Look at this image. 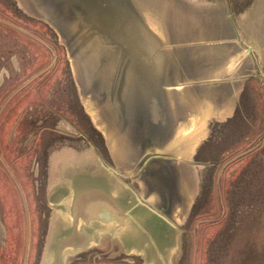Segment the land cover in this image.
I'll return each instance as SVG.
<instances>
[{"label":"rangeland","instance_id":"rangeland-1","mask_svg":"<svg viewBox=\"0 0 264 264\" xmlns=\"http://www.w3.org/2000/svg\"><path fill=\"white\" fill-rule=\"evenodd\" d=\"M147 1H136L137 14L152 25L163 5L180 2L212 17L223 9L220 0ZM228 1L234 15L256 4ZM119 10L122 28L129 18L136 27L129 7ZM84 18L73 25H85ZM92 23L87 36L65 37L17 0H0V264H146L144 246L125 254L113 240L71 246L67 187L103 177L112 162L100 134L102 113L91 112L99 87L84 84L79 60L91 45ZM262 23H249V30L261 35ZM259 78L244 84L232 120L207 121L202 139L187 143L185 173H196V192L159 264H264V72ZM133 180L131 173L120 178L135 186Z\"/></svg>","mask_w":264,"mask_h":264},{"label":"crops","instance_id":"crops-1","mask_svg":"<svg viewBox=\"0 0 264 264\" xmlns=\"http://www.w3.org/2000/svg\"><path fill=\"white\" fill-rule=\"evenodd\" d=\"M17 1L26 12L52 23L67 37L84 35L79 33L84 28L77 32L80 25L75 21L84 17L88 21L89 15H99L108 4L115 10L128 6L135 21L142 24L139 31L145 46L137 54L143 55L139 59L144 62L131 68L144 70L146 93L138 101L142 105L135 100L133 114L124 103L110 97L104 79L101 83L98 79V104L114 121L112 145L100 128L111 166L106 165L103 177L96 173L94 178L72 181L67 187L65 209L72 247L78 249L79 243L82 247L94 243L101 246L113 240L125 254L144 246L149 249L144 251L145 263L159 264L173 244V230L178 231L188 211L192 190L196 192L190 186L191 179L196 181V173H185L190 164L186 162L190 151L187 143L202 139L207 121L217 125L232 120L244 84L252 78L261 80L264 28L258 36L257 31L249 30V23L263 22L264 0H255L251 13L237 15L228 0H220L222 14L216 17L200 9H186L180 2L163 5L160 19L153 25L138 16L137 0ZM232 24L242 43L251 46L256 65L236 40ZM87 81L85 78L87 87L94 85ZM113 100L119 113L108 107ZM102 117L104 128L108 120ZM128 173L138 182L135 186L120 182Z\"/></svg>","mask_w":264,"mask_h":264},{"label":"water","instance_id":"water-1","mask_svg":"<svg viewBox=\"0 0 264 264\" xmlns=\"http://www.w3.org/2000/svg\"><path fill=\"white\" fill-rule=\"evenodd\" d=\"M103 9L104 10L100 12L99 15H89L88 17L90 19L84 21L85 25H80L84 28L83 30L85 32L83 30L80 31L83 32L85 36L89 33V28L87 26L89 25V21L93 22L92 25L95 26L92 34L90 33L91 45H88L86 52H82V59H79L82 64L83 75L84 77L89 75L90 79H92V81H90L93 84L95 81L98 82V79L101 82L104 79V88L109 91L110 97L115 98L122 104L124 103L127 110L130 109V111L135 114V100L136 104L141 106L142 104H139L141 101L140 99L144 97L146 93L144 70L131 69L136 65L139 67V63L144 62L143 58L139 59V57H143V55L137 54V52L140 49L142 50L145 46L144 38L141 35L142 32H140L143 30V26L139 23V20V22H137L135 19L133 20L136 27L132 26L133 23H131V19L128 17V14L125 13L124 16L129 18L130 24L127 29H123L121 25L122 22L118 18V16L123 15V12L121 10H115L108 5L104 6ZM106 15L107 21H105ZM135 29H137V31ZM233 30L236 40L245 48L253 64L256 65L251 46L242 43L234 26ZM58 31L63 36L67 37L60 29ZM81 32L79 33L81 34ZM84 35L82 36L81 34L80 37H85ZM71 38H78V36ZM135 53L138 58H135ZM256 70H258L257 67ZM150 93L152 94V92Z\"/></svg>","mask_w":264,"mask_h":264},{"label":"bare ground","instance_id":"bare-ground-1","mask_svg":"<svg viewBox=\"0 0 264 264\" xmlns=\"http://www.w3.org/2000/svg\"><path fill=\"white\" fill-rule=\"evenodd\" d=\"M111 1V0H110ZM113 2V1H112ZM112 4V3H111ZM121 4V3H120ZM108 6H109V4H108ZM116 6V5H115ZM114 6V7H115ZM27 7V6H26ZM99 7V6H98ZM117 7V6H116ZM28 8V7H27ZM119 8V7H118ZM124 9V8H123ZM123 9H121V10H123ZM127 9V8H126ZM97 10H99V11H101V9H98L97 8ZM125 10V9H124ZM123 10V11H124ZM127 13H128V9H127V11H126ZM122 16V15H121ZM122 18V17H121ZM133 19V18H132ZM124 20V19H123ZM106 21V20H105ZM127 21V20H126ZM125 21V22H126ZM128 26V25H127ZM67 29V28H66ZM65 31V30H64ZM67 31V30H66ZM65 33H67V32H65ZM92 33V32H91ZM89 40V39H88ZM87 40V41H88ZM91 40V39H90ZM87 45V44H86ZM89 45V44H88ZM144 53H146V52H144ZM145 55V54H144ZM148 57V56H147ZM156 67V66H155ZM158 72V71H157ZM157 77V76H156ZM159 77V76H158ZM157 77V78H158ZM85 78H86V81L87 80H89L90 81V77H89V75H87V76H85ZM84 78V79H85ZM83 79V76H82V80H84ZM158 80V79H157ZM88 82V81H87ZM151 82V81H150ZM155 82V81H154ZM158 82V81H157ZM157 82H155V83H157ZM89 83V82H88ZM100 83H101V81H100ZM158 84V83H157ZM156 84V85H157ZM149 85V84H148ZM114 101V100H113ZM88 106H91V104H89V103H86ZM87 106V107H88ZM109 108H111L112 110H113V112H114V114H116V113H119V111H118V106H117V103H116V101H114V103H110L109 104V106H108ZM83 108V107H82ZM89 108V107H88ZM97 108H98V110L97 109H92V111L91 112H94V115L95 114H97V112L98 111H100L101 113H102V116H104L105 118H106V121L108 120V124L107 123H104V128L102 127V130H103V132L105 133V136H106V138H107V140L108 141H110L109 143L112 145L113 143H114V140L112 139V136H111V134L113 133L112 132V123H114V121H113V118L111 117V116H109V114H108V112L105 110H103L102 108H101V105H99L98 103H97ZM99 113V112H98ZM163 113H165V112H163ZM109 116V117H108ZM102 120H103V118H102ZM103 122H105L104 120H103ZM59 128V127H58ZM109 128V129H108ZM177 160V159H176ZM114 166V165H113ZM196 166V165H195ZM127 178V177H126ZM158 182V181H157ZM162 183V182H161ZM157 184V183H156ZM163 184H164V182H163ZM164 190V189H163ZM165 197V196H164ZM166 198V197H165Z\"/></svg>","mask_w":264,"mask_h":264},{"label":"flooded vegetation","instance_id":"flooded-vegetation-1","mask_svg":"<svg viewBox=\"0 0 264 264\" xmlns=\"http://www.w3.org/2000/svg\"><path fill=\"white\" fill-rule=\"evenodd\" d=\"M69 229H70L69 234H70V237H71L72 230H71V228H69ZM69 234H68V237H69ZM70 237H69V238H70Z\"/></svg>","mask_w":264,"mask_h":264}]
</instances>
